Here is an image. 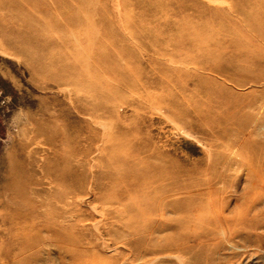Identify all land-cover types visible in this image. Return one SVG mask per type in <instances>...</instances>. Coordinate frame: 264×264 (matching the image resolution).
Segmentation results:
<instances>
[{
  "label": "rangeland",
  "instance_id": "obj_1",
  "mask_svg": "<svg viewBox=\"0 0 264 264\" xmlns=\"http://www.w3.org/2000/svg\"><path fill=\"white\" fill-rule=\"evenodd\" d=\"M0 264H264V0H0Z\"/></svg>",
  "mask_w": 264,
  "mask_h": 264
},
{
  "label": "bare ground",
  "instance_id": "obj_2",
  "mask_svg": "<svg viewBox=\"0 0 264 264\" xmlns=\"http://www.w3.org/2000/svg\"><path fill=\"white\" fill-rule=\"evenodd\" d=\"M57 215V214H56ZM104 217V216H103ZM22 222V221H21ZM47 237V236H46Z\"/></svg>",
  "mask_w": 264,
  "mask_h": 264
}]
</instances>
